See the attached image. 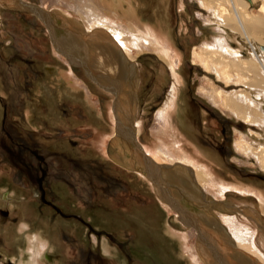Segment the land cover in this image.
<instances>
[{
    "label": "rangeland",
    "instance_id": "rangeland-1",
    "mask_svg": "<svg viewBox=\"0 0 264 264\" xmlns=\"http://www.w3.org/2000/svg\"><path fill=\"white\" fill-rule=\"evenodd\" d=\"M22 1L55 13L57 22L71 19L89 30L84 3L77 7L76 0ZM131 1L143 25L156 28L160 21L173 46L185 47L179 50L181 57L172 53L169 67L157 58V46L144 40L131 45V53L136 55L131 62L136 69L133 114L142 122L135 142L154 162L170 163L161 157L168 138L163 136L165 125L157 112L165 108L166 95L172 90L176 119L190 143L183 141L179 148L169 150L171 160L185 156L190 158L188 163L203 167L204 178H208L206 194L219 202L244 200L241 211L261 217L264 229L258 196L264 193V169L255 157L245 156L235 146L240 137L250 136V128L215 105L210 95L217 87L229 93L243 87H227L201 65L193 64L192 49L217 35L212 14L199 0ZM1 2L0 264L27 260V244L17 232L21 221L48 241L45 264H187V254L177 239L167 234L166 222L179 233L186 228L173 222L172 213L159 208L145 182L112 159L111 96L91 82L84 69L68 68L63 56L54 53L47 26L35 13ZM258 6L256 0L248 11L256 14ZM127 20L116 18L134 28L133 21ZM106 36L103 32L97 39L106 42ZM233 41L234 47L247 53L245 44ZM65 71L75 77L79 87L69 85ZM186 83L196 101H180V94H187ZM163 86H167L160 102L164 105L158 109L156 96H161ZM201 104L222 121L211 118ZM222 124L230 152L226 159L208 147L221 140ZM225 224L231 233L233 228ZM186 231L191 249L197 234L190 228Z\"/></svg>",
    "mask_w": 264,
    "mask_h": 264
},
{
    "label": "bare ground",
    "instance_id": "bare-ground-1",
    "mask_svg": "<svg viewBox=\"0 0 264 264\" xmlns=\"http://www.w3.org/2000/svg\"><path fill=\"white\" fill-rule=\"evenodd\" d=\"M2 1L6 6L24 7L35 13L47 26L54 53L63 56L68 68L84 69L85 76L111 96L109 110L114 123L112 142L115 147L112 159L147 184L159 208L173 214L174 223L196 232L197 241L190 249L186 229L179 233L166 222V232L177 239L182 252L187 254V264H264L261 217L259 219L248 210L241 211L242 204H245L242 199L219 202L206 194L208 178H204V168L188 163L190 158L184 156L181 160H171L169 150L179 148L183 141L190 143L176 119L173 109L176 100L172 90L166 95L165 108L158 110L164 105L162 103L157 109L165 125L163 136L168 138L164 145L168 147H165L167 153L162 152L161 157L170 163L154 162L150 156L143 154V149L135 142V134L138 135L142 122L133 114L136 69L131 62L136 55L131 53V45H139L144 40L157 46V58L169 67H172V53L181 57L162 23L159 21L156 28L143 25L131 0H76L77 7H82L83 3L87 7L89 30H84L78 21L71 19L57 22L59 16L56 17L55 13L24 4L22 0ZM255 1L199 0L203 9L212 14L211 19L217 24L218 31L212 40L194 47L192 57L193 64L201 65L204 72L213 74L225 86L243 87L231 93L217 87L210 92L211 99L215 105H220L249 126L250 136L240 137L235 142L236 149L245 156L255 157L264 169V0H259L256 14H253L248 9L255 5ZM121 16L132 20L135 27L129 28L117 22L116 18ZM103 32L107 35L106 42L97 39ZM233 40L245 44L247 53L234 47ZM64 73L69 85L79 87L72 74ZM138 81H141L140 76ZM258 196L264 213V193ZM222 219L233 228L231 233L224 227ZM41 264L45 262L42 260Z\"/></svg>",
    "mask_w": 264,
    "mask_h": 264
},
{
    "label": "clouds",
    "instance_id": "clouds-1",
    "mask_svg": "<svg viewBox=\"0 0 264 264\" xmlns=\"http://www.w3.org/2000/svg\"><path fill=\"white\" fill-rule=\"evenodd\" d=\"M17 232L24 238L27 247L25 253L27 260L24 264H41V261L46 257L49 251V244L43 240L38 232L31 231V225L21 221L18 225Z\"/></svg>",
    "mask_w": 264,
    "mask_h": 264
},
{
    "label": "flooded vegetation",
    "instance_id": "flooded-vegetation-1",
    "mask_svg": "<svg viewBox=\"0 0 264 264\" xmlns=\"http://www.w3.org/2000/svg\"><path fill=\"white\" fill-rule=\"evenodd\" d=\"M177 45H178V47H179V50L182 52V50L185 48L184 46H182V45H180V44H178L177 43ZM152 57V56H151ZM75 69V68H74ZM91 82H93V81H91ZM95 85H96V83L95 82H93ZM161 90H162V92H161V96H159V97H157L156 96V100H160L159 101V103H158V105L160 106L161 104H160V102H161V100L163 99V97L165 96V93H166V91H167V86H163L162 88H160ZM185 90L187 91V94H184V93H182V94H180V101H184V102H186V100H187V98H189L188 99V101L189 100H191V101H196V97L195 96H193V94L191 93V90H190V88H189V84L188 83H186L185 84ZM185 92V91H184ZM186 93V92H185ZM184 95H187V96H184ZM161 98V99H160ZM140 100V99H139ZM138 100V101H139ZM157 105V106H158ZM202 105V104H201ZM156 106V107H157ZM158 106V107H159ZM203 106V108L205 109V111H206V113L208 114V115H210V117L211 118H213L214 120H217V121H222V119L220 118V116L219 115H217V114H214L213 112H212V110L207 106V105H202ZM156 107H152V109H154V108H156ZM151 109V108H150ZM211 120V119H210ZM209 125H210V122H209ZM183 126V125H182ZM216 126V125H215ZM214 126V128H216ZM222 126H223V128L222 129H220L219 131L221 132V135H222V137H221V140H219V141H216L215 143H212V142H210L211 144H212V146L210 145V146H208V147H210L211 149H213L221 158H225L226 159V156L230 153L229 152V150H228V147H227V141H228V135H227V131L225 130L226 129V126L225 125H223L222 124ZM209 136H211V134H209Z\"/></svg>",
    "mask_w": 264,
    "mask_h": 264
}]
</instances>
